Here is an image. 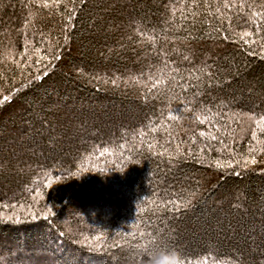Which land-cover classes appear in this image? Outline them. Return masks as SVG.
I'll return each mask as SVG.
<instances>
[{
  "label": "trees",
  "instance_id": "trees-1",
  "mask_svg": "<svg viewBox=\"0 0 264 264\" xmlns=\"http://www.w3.org/2000/svg\"><path fill=\"white\" fill-rule=\"evenodd\" d=\"M153 251L264 264V0H0V264Z\"/></svg>",
  "mask_w": 264,
  "mask_h": 264
},
{
  "label": "clouds",
  "instance_id": "clouds-1",
  "mask_svg": "<svg viewBox=\"0 0 264 264\" xmlns=\"http://www.w3.org/2000/svg\"><path fill=\"white\" fill-rule=\"evenodd\" d=\"M149 259L146 264H182L181 258L178 253H162V252H149Z\"/></svg>",
  "mask_w": 264,
  "mask_h": 264
},
{
  "label": "snow or ice",
  "instance_id": "snow-or-ice-1",
  "mask_svg": "<svg viewBox=\"0 0 264 264\" xmlns=\"http://www.w3.org/2000/svg\"><path fill=\"white\" fill-rule=\"evenodd\" d=\"M5 99H7V97H5ZM177 112H179V109H177L176 110ZM171 119H176L177 117H175V116H173V117H170ZM143 133H141V139H143ZM203 135V134H202ZM213 138H215V137H213ZM151 145H149V147H150ZM47 186V185H46ZM168 204L169 205H175V202L174 201H168Z\"/></svg>",
  "mask_w": 264,
  "mask_h": 264
}]
</instances>
